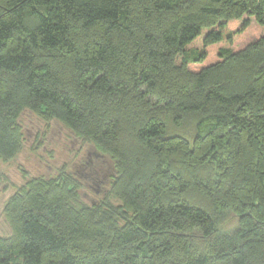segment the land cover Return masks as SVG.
I'll return each mask as SVG.
<instances>
[{
  "label": "trees",
  "instance_id": "obj_1",
  "mask_svg": "<svg viewBox=\"0 0 264 264\" xmlns=\"http://www.w3.org/2000/svg\"><path fill=\"white\" fill-rule=\"evenodd\" d=\"M26 111L116 175L28 180L0 264H264V0H0V164Z\"/></svg>",
  "mask_w": 264,
  "mask_h": 264
},
{
  "label": "rangeland",
  "instance_id": "obj_2",
  "mask_svg": "<svg viewBox=\"0 0 264 264\" xmlns=\"http://www.w3.org/2000/svg\"><path fill=\"white\" fill-rule=\"evenodd\" d=\"M19 122L24 133L23 149L16 159L0 164V236L3 237L11 235V227L4 215L6 203L28 180L40 177L53 178L61 168L68 169L81 183L82 202L92 206L105 200L116 175L115 164L104 155L105 159L99 162L102 164V161H107L102 166L107 171L111 169V178L103 187V192L97 194L93 188H90L92 183H88L83 177L86 171L82 169V164L89 161L90 154L97 152L92 145L76 138L62 124L56 121L47 122L31 111L24 112ZM113 204L119 202L114 200ZM226 217L225 220L220 221L222 233L232 231L237 226L233 214H228Z\"/></svg>",
  "mask_w": 264,
  "mask_h": 264
},
{
  "label": "flooded vegetation",
  "instance_id": "obj_3",
  "mask_svg": "<svg viewBox=\"0 0 264 264\" xmlns=\"http://www.w3.org/2000/svg\"><path fill=\"white\" fill-rule=\"evenodd\" d=\"M105 159V156L94 152L90 154L89 161L83 163V170L86 171L85 174H83V177H85L86 180H88V183H92V186L90 188H93V190L99 194L103 192V187L109 183L110 177V168L108 171L104 168L103 163L107 162L106 160L102 161L103 163L100 164V160ZM104 163V164H105ZM89 186V185H88Z\"/></svg>",
  "mask_w": 264,
  "mask_h": 264
}]
</instances>
